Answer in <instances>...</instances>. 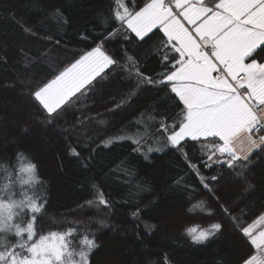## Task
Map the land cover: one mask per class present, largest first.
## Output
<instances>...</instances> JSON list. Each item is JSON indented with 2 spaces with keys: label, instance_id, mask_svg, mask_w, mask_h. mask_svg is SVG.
<instances>
[{
  "label": "trees",
  "instance_id": "obj_1",
  "mask_svg": "<svg viewBox=\"0 0 264 264\" xmlns=\"http://www.w3.org/2000/svg\"><path fill=\"white\" fill-rule=\"evenodd\" d=\"M147 2L125 0L133 10ZM114 7V0H0V174L30 160L45 193L38 232L90 231L98 245L90 264H243L256 250L240 229L264 215V153L256 150L247 167L216 183L210 177L229 170L221 173L200 143L165 145L161 125L175 121L182 105L124 67L132 57L157 79L160 41L126 32L111 16ZM97 46L117 63L67 113L45 120L30 92ZM154 143L165 150L146 159ZM202 179L215 183L214 192ZM213 223L222 230L194 244L186 230Z\"/></svg>",
  "mask_w": 264,
  "mask_h": 264
},
{
  "label": "snow or ice",
  "instance_id": "obj_2",
  "mask_svg": "<svg viewBox=\"0 0 264 264\" xmlns=\"http://www.w3.org/2000/svg\"><path fill=\"white\" fill-rule=\"evenodd\" d=\"M114 5L111 16L126 32L145 43L160 41L156 54L163 71L157 79L141 73L132 57L124 67L135 70L139 84L166 89L177 106L182 105L171 126L161 125L167 143L177 150L186 141L193 148L200 143L207 159L221 166V173L229 170L227 175L211 176L216 183L230 178L237 167H247L254 150H259L257 155L264 153V117L258 115L264 111V0H148L139 10L130 9L125 0H114ZM56 13L61 15L59 9ZM116 63L97 46L59 66L30 96L44 119L55 122ZM253 132L259 133L258 139ZM71 152L79 155L75 149ZM20 171L28 175L23 184L35 181L34 164L27 163ZM5 181L0 183V264H90L89 257L98 247L94 239L83 236L77 251L69 239L75 229L40 234L37 221L42 204L24 192L15 199L11 176L6 175ZM202 183L214 192L215 183L211 188L203 179ZM97 197L100 205L108 206L101 193ZM224 211L228 213L226 206ZM29 212L31 217L25 219ZM260 220L264 222V217ZM221 230L220 223H213L207 229L186 231L194 244L202 245ZM240 231L257 252L244 258L243 264H264V231L253 235L252 226Z\"/></svg>",
  "mask_w": 264,
  "mask_h": 264
},
{
  "label": "rangeland",
  "instance_id": "obj_3",
  "mask_svg": "<svg viewBox=\"0 0 264 264\" xmlns=\"http://www.w3.org/2000/svg\"><path fill=\"white\" fill-rule=\"evenodd\" d=\"M175 121L171 122L168 125L171 126ZM166 137H167V133H166V135L164 137V140H166ZM168 144L169 143H167V145ZM151 149H152V151H149L148 150L146 152V156L147 157H149V155L153 151L160 152L162 150H165V149L160 148L159 145H156L155 146V143L153 144V148H151ZM27 163H32V162L30 160L22 157L19 160V163L17 164V166L15 167L16 168L15 170H12L10 167H4L2 169L3 170V173L0 174V183L7 182V181H5V178H4L6 175L11 176V179L13 181V189L12 190H13V192L16 193V195L14 197L15 199H20L21 198L20 193L21 192H24V193H27V195H29V196L35 195L37 197V202L38 203H41L42 206H43L44 203H45V193H44L43 196H41V185H40V182L41 181H40V179H39V177L37 175V170H36L35 181L34 182H31L29 184H23L22 183L23 180H27L28 179V175H27V173L21 172L20 169H21V167L25 166ZM5 169L8 170L7 173H5V171H4ZM9 169H11V170H9ZM11 172H13L12 175H10ZM31 215L32 214L29 212L28 215L25 217V219L30 218ZM191 228H193V227H191ZM196 228L200 229L199 227H196ZM205 229H207V228H205ZM77 234H78V237H77ZM85 235H87V237L89 239H94V236L92 234H90V231H86V230H83V229H79V230L78 229H75V232L73 233V236L72 237H69V239L71 240V243L73 242V244H74V245L71 244V246H72L73 249H75L77 251L80 249V247H81L80 240ZM77 259H78V257H77Z\"/></svg>",
  "mask_w": 264,
  "mask_h": 264
},
{
  "label": "crops",
  "instance_id": "obj_4",
  "mask_svg": "<svg viewBox=\"0 0 264 264\" xmlns=\"http://www.w3.org/2000/svg\"><path fill=\"white\" fill-rule=\"evenodd\" d=\"M108 69H106L105 71H107ZM99 78V77H98ZM97 78V79H98ZM258 114H260V116H262V117H264V111H258ZM173 122V121H172ZM165 135H166V133L164 134V137H165ZM254 139H258L259 138V136L258 137H253ZM238 143H241L240 141H238ZM165 145H167V142H166V144ZM169 146H171L170 144H168ZM256 150H258V149H256ZM256 150H254L253 151V153L256 151ZM262 217H264V215L262 216ZM261 218V217H260ZM260 218L257 220V221H255L253 224H251L250 226H252L253 227V235H258L259 234V232H261V231H264V222H261V220H260ZM249 227V226H248ZM257 230V231H256ZM255 254H257V252L255 253Z\"/></svg>",
  "mask_w": 264,
  "mask_h": 264
},
{
  "label": "built area",
  "instance_id": "obj_5",
  "mask_svg": "<svg viewBox=\"0 0 264 264\" xmlns=\"http://www.w3.org/2000/svg\"><path fill=\"white\" fill-rule=\"evenodd\" d=\"M258 115L260 116V114H258ZM252 135H253V137H258L259 136V133L253 132Z\"/></svg>",
  "mask_w": 264,
  "mask_h": 264
},
{
  "label": "bare ground",
  "instance_id": "obj_6",
  "mask_svg": "<svg viewBox=\"0 0 264 264\" xmlns=\"http://www.w3.org/2000/svg\"><path fill=\"white\" fill-rule=\"evenodd\" d=\"M145 141H147V140H145Z\"/></svg>",
  "mask_w": 264,
  "mask_h": 264
}]
</instances>
